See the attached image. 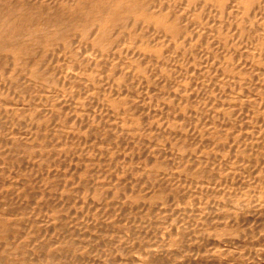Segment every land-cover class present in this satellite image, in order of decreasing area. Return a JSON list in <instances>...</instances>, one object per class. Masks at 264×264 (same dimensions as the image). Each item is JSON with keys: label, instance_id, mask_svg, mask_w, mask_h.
Wrapping results in <instances>:
<instances>
[{"label": "bare ground", "instance_id": "6f19581e", "mask_svg": "<svg viewBox=\"0 0 264 264\" xmlns=\"http://www.w3.org/2000/svg\"><path fill=\"white\" fill-rule=\"evenodd\" d=\"M227 236L264 245V0H0V264H239Z\"/></svg>", "mask_w": 264, "mask_h": 264}, {"label": "rangeland", "instance_id": "374dc122", "mask_svg": "<svg viewBox=\"0 0 264 264\" xmlns=\"http://www.w3.org/2000/svg\"><path fill=\"white\" fill-rule=\"evenodd\" d=\"M211 56H212V55H210L209 57H211ZM204 59H205V58H204ZM211 60H212V59H211ZM211 60H210V63H211ZM150 91H151L150 93H153V94H150V95H151V98L153 99L152 103L154 102L153 105H155V104H156V100H157V99H156V98H157V94H154V92L156 93V92H158V91H156V87H155V86H154V89L151 88ZM153 91H154V92H153ZM153 95L156 96V97H152ZM146 100H149V99L146 98ZM203 200H204V201H203ZM194 201H195V200H192L191 202L193 203ZM198 201H200V200H198ZM198 201H195L193 204L191 203V205L193 206L194 209L197 208V207H200V205H201L202 208H203V206L205 205V204H204V203H205V199H204V198L201 199V202L197 203ZM194 204H195V205L197 204V205L194 206ZM198 204H199V205H198ZM202 204H203V205H202ZM195 215H196V216H195ZM192 216H193V218L191 219V223H192V224H191V228H192V229L194 228L193 230H195V229H202V228H201L202 225H200V223H201V220L199 219L200 217H198L197 214H192ZM192 216H191V217H192ZM196 217H197L198 219H197ZM195 218H196V219H195ZM195 220H196V221H195ZM198 221H199V222H198ZM196 225H197V226H196ZM197 231H198V230H197ZM198 234H199V232H198V233L196 232V236H197ZM201 234H202V233H201ZM230 237H231V236H230ZM230 237H229V236L226 237V243H227V240L230 239ZM194 238L196 239L197 242H201V241L204 240V239H201L202 237H198V239H197L196 237H194ZM249 238H250V239H249ZM251 238H252L253 240H252ZM236 239H237V238H233V239H232V237H231L230 240H232V241H230V240L228 241L227 244L231 245V246H230V249H231L232 251H229V252H228L229 254H228V255H227V254L225 255L226 258H228V259L230 258V260H231L232 258H234L233 261L231 260V261L234 262V263H236V262H238V261L240 260V261L238 262L239 264H244L245 262H248V261H250V263L248 262L249 264H253L254 262H255L254 264H258V263H260V264H261V263L264 264V245H262V244L259 243L260 246H261V247H260L259 244H258L259 241H257L256 238H255V240H254L253 237H247V238L245 239V240H247V241H245V242L247 243V242L249 241V242H248V245H246V243H243L242 246H239L240 243L238 244V241H239L240 239L238 238L237 241H236ZM230 242H231V243H230ZM253 242H254V244H253ZM252 244H253L254 246H253ZM255 244H257L256 247H255ZM250 245H251V247H249ZM243 246H244V247H243ZM252 246H253L254 248H253ZM257 246H258V247H257ZM231 247H232V248H231ZM245 247H246V249H244ZM237 248H241L240 251H236V254H233V255H232L231 252H232V253H235V250H236ZM250 248H252L253 250H257L258 252H260V253L258 254V252L256 251L257 254H258L259 256H258L257 254H256L257 256H252V255H250V254H249V250H250ZM241 251H242V253H241ZM261 251H262V252H261ZM238 253H241V255L238 254ZM243 253H244V254H243ZM261 254H262L263 256H262ZM230 255H232V257H231ZM236 255H237L238 257H237ZM239 255H240L241 257L245 258V259L243 260V258H240ZM227 256H228V257H227ZM235 256H236V257H235ZM251 256H252V257H255V258H249V257H251ZM260 256H262L263 259H262V257H260ZM235 258H236V260H238V261H236ZM237 258H239V259H237ZM259 258H260V259H259ZM252 259H253V260H252ZM254 259L257 260V261H255ZM258 261H260V262H258ZM257 262H258V263H257ZM248 263H246V264H248ZM81 264H82V263H81ZM188 264H189V263H188ZM191 264H202V263H199V262L197 263V262H193V261H191Z\"/></svg>", "mask_w": 264, "mask_h": 264}]
</instances>
